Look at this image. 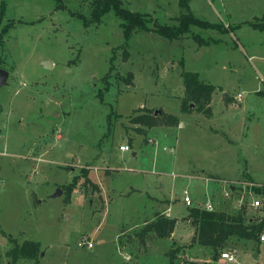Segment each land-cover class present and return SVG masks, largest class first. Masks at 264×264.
<instances>
[{"label": "rangeland", "instance_id": "rangeland-1", "mask_svg": "<svg viewBox=\"0 0 264 264\" xmlns=\"http://www.w3.org/2000/svg\"><path fill=\"white\" fill-rule=\"evenodd\" d=\"M4 1L0 31L14 25L0 43V68L9 73L0 89V264H10V240L17 264L202 263L179 244L194 232L189 209L210 201L216 211L242 213L246 224L264 219V208L249 204L264 198L245 188L249 174L264 182V32L251 25L264 17V0H191L196 18L231 30L195 27L174 41L141 30L126 44L123 21L109 11L96 22L93 0ZM121 1L157 24H178V0ZM182 72L215 87L211 118L193 105L180 111ZM162 111L178 116L180 129L132 121ZM124 145L130 151L122 153ZM74 177L66 204L63 187ZM163 198L187 212L178 220L180 240L141 236L155 219L170 218ZM231 241L237 264H264L259 238ZM177 247L172 260L167 253ZM220 253L208 264H223Z\"/></svg>", "mask_w": 264, "mask_h": 264}, {"label": "trees", "instance_id": "trees-1", "mask_svg": "<svg viewBox=\"0 0 264 264\" xmlns=\"http://www.w3.org/2000/svg\"><path fill=\"white\" fill-rule=\"evenodd\" d=\"M5 1L0 0V27L2 26V20L5 9ZM178 6L180 13L177 17V26L163 25L154 22L150 19L149 15L143 13L132 12L127 9L121 0H93L92 3V16L96 22H101V18L104 14L109 11H113L114 14L121 19L123 29V38H125V44L131 39V36L135 32L151 31L159 34L162 37L170 41H174L183 38L184 35L190 33L192 28L199 27L204 30H219V31H230L231 27L224 29L222 23H210L200 18L194 17L191 8L190 0H178ZM14 25V22L10 21L8 24L4 25L0 31V43L3 44L2 37L10 30V27ZM252 27L260 32H264V17L258 21L251 23ZM199 43L202 39L199 36L195 37ZM123 45V47L125 46ZM124 58H128L126 48H123ZM183 86H184V97L181 100L180 111L183 113L190 112V105H193L197 111L203 112L207 117H210L212 111L209 108L211 98L215 92V87L210 84H206L200 78L198 73L182 72ZM130 78L126 81L130 82L132 75L129 74ZM106 89L108 88V80L105 78ZM261 94V91H258ZM99 97L103 98L102 92H99ZM146 111L147 110H142ZM133 123L138 126H146L147 128H152L156 126H178L179 120L176 116L171 114H165L163 111L156 114L146 113L132 119ZM82 175L85 178V184L90 183L88 178V171L86 169L82 170ZM216 179L215 177H211ZM78 177H74L70 184L63 187L65 191L64 202L68 204L70 202L71 194L74 191L76 184L78 182ZM254 192L264 197V185L260 187H255ZM188 218L191 220L195 227L194 236L192 238V244H197L199 246L209 247L214 250V254L211 257L213 260H217L218 250L224 248L227 242L231 239H244V240H257L259 235L264 231V219L259 222H251L249 224L245 223L242 218V213L238 215L227 214L224 209H219V211L214 210L213 212H208L205 209L191 208L189 209ZM176 226L174 219L159 217L147 224L145 229L142 231L141 236H143L148 231H154L155 235L159 239H164L170 236ZM14 245V249L7 252V256L11 258L10 264H17L19 258V247L14 240H10ZM178 254L179 249H175L167 253L170 259L174 260L175 254ZM190 264H197L194 261H190ZM206 264V263H203Z\"/></svg>", "mask_w": 264, "mask_h": 264}, {"label": "crops", "instance_id": "crops-1", "mask_svg": "<svg viewBox=\"0 0 264 264\" xmlns=\"http://www.w3.org/2000/svg\"><path fill=\"white\" fill-rule=\"evenodd\" d=\"M191 1V0H190ZM220 1V5H221V0H219ZM192 10V9H191ZM195 17V16H194ZM228 21V23H229V25L231 24L230 23V21L229 20H227ZM220 22H222V21H220ZM223 23V22H222ZM225 23V22H224ZM231 26V25H230ZM214 94H216V91L213 93V95H212V98H211V102H210V104H209V108H210V110H211V104H212V102H213V97H214ZM228 104H230L229 102H227L226 104L224 103V107L226 106V105H228ZM232 104H230V106H231ZM227 107V106H226ZM212 111V114H211V116L210 117H208V118H211L212 116H213V110H211ZM177 118H178V120H179V124H178V126H177V129H180V127L183 125V121H181L180 120V118L177 116ZM169 152H172V150L171 149H169L168 150ZM136 155V153L134 152V154H133V156H135ZM202 171H204V170H202ZM249 174V173H248ZM190 175H193L192 173L190 174ZM189 175V176H190ZM175 177L176 175L174 174V173H170V177ZM189 176L188 177H184V178H187V180L189 179V180H191L190 178H189ZM208 176H210V177H214V176H211L210 174L208 175ZM249 178L251 179L250 181L251 182H253V183H263V184H260V185H264V182H259V181H257V180H254V178L249 174ZM174 179V178H173ZM175 180V179H174ZM253 180V181H252ZM138 190V189H137ZM145 194H146V198H147V202H148V204L149 203H152V204H157L158 205V203H157V200H159V197L158 196H155V195H152L149 191H145ZM144 194V195H145ZM257 194V193H256ZM257 195H259V194H257ZM189 196H190V194H189ZM262 196V195H261ZM263 197V196H262ZM190 198H191V196H190ZM264 198V197H263ZM192 198H191V202H192ZM166 201H169V203H166ZM171 200H166V199H164L163 198V201L162 202H164L163 203V205H160L159 204V206L161 207V209H163L164 211L166 210L167 211V213H169V217H170V219H177L176 220V222H177V224H176V228L174 229V233H172V236H174L175 234H176V238H177V240H180L182 237H183V235H185V234H183L182 235V237L179 235L178 236V226H179V219H181V218H185L186 217V215H187V212H185V213H181V212H179L178 211V209L177 210H175L174 209V207H176V205H177V203H180V202H174V203H172V202H170ZM181 201V200H180ZM199 201V199L196 201V202H198ZM182 203H183V201H182ZM185 204V203H184ZM187 207V206H186ZM157 208V207H156ZM159 207H158V211H159ZM173 212H175V216H173ZM177 214H178V216H177ZM194 232H195V227H194ZM194 232H192V233H189L188 234V236H186V241L184 240V241H179V244L180 245H183V244H188V245H183V246H180V247H183L182 249H181V252H183L184 250H188V251H193L194 250V253H196V252H198V253H200V255L202 256V257H200V260L202 261V263H198V262H195V263H197V264H203V263H206V264H208V259L210 258V260H213L211 257L213 256V254H214V250H212L211 248H209V247H204V246H199V245H197V244H192V238H193V236H194ZM231 240H233V239H231ZM231 240H229L228 242H227V244L224 246V248H222V249H220V250H218V252H216V254L218 255V253H220L222 250L224 251V252H230V253H232L234 256L235 255H237V253L239 252V249L237 250V249H234V248H232L233 250H231L230 248H229V245H230V243H232V242H234V241H231ZM238 239H235V243H236V241H237ZM242 244V243H241ZM244 244V243H243ZM236 245V244H235ZM237 245H238V243H237ZM243 246V245H242ZM178 249H179V247H177ZM224 249H228L229 251H226V250H224ZM212 250V251H211ZM180 251V250H179ZM220 251V252H219ZM216 255V256H217ZM254 257H255V259H257V256L256 255H254ZM236 258V257H235ZM190 261H193V260H190ZM189 261V262H190ZM207 261V262H206ZM213 261H215V260H213ZM188 262V263H189ZM210 263V262H209ZM190 264V263H189ZM235 264V263H234ZM236 264H237V258H236ZM239 264H241V263H239Z\"/></svg>", "mask_w": 264, "mask_h": 264}, {"label": "built area", "instance_id": "built-area-1", "mask_svg": "<svg viewBox=\"0 0 264 264\" xmlns=\"http://www.w3.org/2000/svg\"><path fill=\"white\" fill-rule=\"evenodd\" d=\"M238 96L240 97L241 95H238ZM119 150L122 153H125L126 151H130V149H129V147L127 145L119 147ZM245 183H246L245 188L248 190L250 197H252L253 195L254 196L257 195L256 192H254L253 189L255 187H260L261 185L258 184V183H253L251 181L250 182H245ZM232 191H233V189H232ZM182 194H183L182 201H183V203H185V206H187V207L192 206L191 198L189 196L188 191H184ZM225 196H228L227 192H225ZM249 204H251V206L255 210L258 209V208H264V203L259 198H256V200L251 201V203H249ZM204 209L206 211H208V212H213L215 210V209H213V205H212V203H210V201L206 202V205H205ZM259 239H260L261 243H264V233H261L259 235ZM90 245H92V244H90ZM219 258H220L221 261L224 262L223 264H234V263H236L235 256L232 253H230V252H221Z\"/></svg>", "mask_w": 264, "mask_h": 264}, {"label": "water", "instance_id": "water-1", "mask_svg": "<svg viewBox=\"0 0 264 264\" xmlns=\"http://www.w3.org/2000/svg\"><path fill=\"white\" fill-rule=\"evenodd\" d=\"M42 66L43 68L45 69H48V68H51L52 67V63L50 60L48 61H44L42 62ZM9 77V73L3 69L0 68V89L3 87V86H6L7 85V82H8V78ZM192 108V105L190 106ZM158 114V113H156ZM62 191L61 190H58V194H61ZM58 194H55L53 196H57Z\"/></svg>", "mask_w": 264, "mask_h": 264}]
</instances>
